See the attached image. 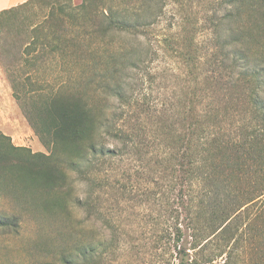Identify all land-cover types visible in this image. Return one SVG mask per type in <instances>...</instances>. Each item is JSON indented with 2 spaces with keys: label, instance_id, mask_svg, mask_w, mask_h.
<instances>
[{
  "label": "trees",
  "instance_id": "16d2710c",
  "mask_svg": "<svg viewBox=\"0 0 264 264\" xmlns=\"http://www.w3.org/2000/svg\"><path fill=\"white\" fill-rule=\"evenodd\" d=\"M35 1L0 12V23ZM43 1L51 12L34 31L35 42L48 44L56 55L59 74L54 83L64 79L46 96L38 93L46 82L32 84L26 114L50 154L30 153L0 132L2 171L45 192L50 198L43 206L56 213L69 212V176L77 172L88 192L75 204L92 214L94 190L104 186L108 172L119 169L120 163L132 165V156L142 162L151 154L145 167L134 166L137 179L162 168L161 181L154 182L160 189L158 184L165 183V190L145 189L136 198L148 200L160 194L165 204L164 245L169 252L170 244L178 250L176 264H217L220 258H225L221 264L242 260L264 264V249L257 258L244 249L254 238L256 220L262 218L264 223V0H224L227 15L212 23V49L204 47L211 53L208 65L213 72L215 68L227 72L226 96L232 103L227 106V138L216 121L221 109L203 106L206 95L199 88L204 80L199 71L204 58L196 40L198 28L185 26L184 19L173 15L171 34L153 33L166 16L168 0H83L69 9L62 0ZM67 1L71 5L72 0ZM151 35L160 40L166 54L187 67L190 77L189 91L175 92L161 104L148 101L139 89H128L129 82H116L129 69L154 61L158 54ZM43 60L41 56L27 62L36 67ZM77 76L81 87L75 85ZM113 97L117 105H110ZM154 158L155 169L150 167ZM81 163H85L82 169ZM139 185L124 184L123 195L131 196ZM11 226L0 221V229ZM210 244L215 248L207 252ZM101 246L89 241L61 261L81 264L75 258L82 254L86 264H92Z\"/></svg>",
  "mask_w": 264,
  "mask_h": 264
},
{
  "label": "rangeland",
  "instance_id": "374dc122",
  "mask_svg": "<svg viewBox=\"0 0 264 264\" xmlns=\"http://www.w3.org/2000/svg\"><path fill=\"white\" fill-rule=\"evenodd\" d=\"M178 1L168 0L166 16L153 33L156 36L171 34L174 28H170L169 23L175 22L173 15L180 21L184 19L185 26L191 24L198 28L196 40L200 43V55L204 58V65L199 71L203 72L204 80L199 88L207 89L206 92L202 90V96L206 95L202 98L203 106L209 104L214 109L222 110L216 121L223 130L225 129L227 138V106L232 104L228 102L226 96L227 72H220L215 67L213 72V66L208 65L211 53L205 50L212 49L210 41L212 23L227 15V5L224 4V0H186L184 4ZM82 2L83 0H72L70 5L67 0H62L67 9L79 6ZM50 7L48 2L37 0L19 8L14 14L5 16L0 23V132L9 136L14 145L26 147L33 154L45 155L50 154V149L35 134L26 113L32 84L46 82L44 88L38 91L39 94L46 96L56 91L64 79L60 77L61 81L54 83V77L59 74L54 60L56 55L54 57L55 53H52L48 44L41 46L35 42L34 31L46 21L51 12ZM246 16L244 15V18ZM156 36L151 35V45L158 54L154 56V61L152 63L147 61L141 69H129L126 75L119 77L116 82L122 80L123 83L129 82L128 89L131 87L139 89L148 101L161 104L167 98L171 99L175 92L179 93L182 89L189 91L190 77L187 67L173 55L166 54ZM48 37L51 38L50 35ZM47 54L48 57L44 56ZM41 56L44 57V62L42 61L40 65L33 67L28 64V60L34 61L36 57ZM75 83L78 87L82 86L79 76ZM224 85L225 91L218 89ZM115 100L116 97H113L110 105H117ZM152 157L149 154L145 156V162H140L136 161L138 157L132 156V165H129V161L120 163L119 169L108 172L109 178L103 182L104 186L94 190L93 205L96 208L92 210L94 212L92 214L75 204L76 200L85 199L88 192V185L78 178L77 172H70L69 176L72 186L69 212L56 213L53 210H46L43 206L50 198L45 192L34 186H26L13 177L12 173L2 171L3 165L0 163V221L12 224L10 228L0 229V264L47 262L63 264L61 261L63 255H68L71 251L73 254V249L79 246L84 249L89 241L102 244L96 250L98 259L92 264L178 263V250L170 244L169 252L164 245L165 204H162L160 194L155 197L149 196L148 200L143 196L136 198L145 189L165 190V183L158 184L162 185L160 189L161 187L157 188L154 182L161 181V176L164 175L162 168H156V158L151 160L150 167L156 168L157 174L150 176L145 173L144 179H137V170L134 166L145 167ZM13 162H16V159ZM84 166L85 163H81L79 168L82 169ZM177 181L175 180L176 184ZM131 182L135 185L140 184L139 188L134 190L131 196L123 195L122 186ZM186 238L188 239V236ZM250 242L251 244L244 249L253 258L259 257V252L264 249L262 218L256 220L254 238ZM214 248L215 246L210 244L207 252H212ZM172 254L171 262L167 263V258ZM240 256L244 257L242 251ZM84 259L82 254H77L75 262L86 264ZM224 259L220 258L217 264H221ZM243 261L238 264H243Z\"/></svg>",
  "mask_w": 264,
  "mask_h": 264
},
{
  "label": "crops",
  "instance_id": "0c3cea01",
  "mask_svg": "<svg viewBox=\"0 0 264 264\" xmlns=\"http://www.w3.org/2000/svg\"><path fill=\"white\" fill-rule=\"evenodd\" d=\"M28 1L29 0H0V12L11 9V8H17V7L27 3ZM15 146H17V145H15ZM17 147H19V146H17Z\"/></svg>",
  "mask_w": 264,
  "mask_h": 264
}]
</instances>
